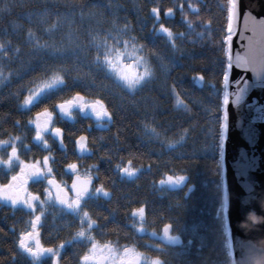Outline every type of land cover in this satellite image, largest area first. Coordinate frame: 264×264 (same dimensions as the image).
I'll return each mask as SVG.
<instances>
[{
	"label": "trees",
	"instance_id": "obj_1",
	"mask_svg": "<svg viewBox=\"0 0 264 264\" xmlns=\"http://www.w3.org/2000/svg\"><path fill=\"white\" fill-rule=\"evenodd\" d=\"M0 7V140L29 137L37 113L55 111L76 93L85 103L102 101L111 115L107 129L89 132L83 118L76 128L89 148L79 166L110 193L107 209L99 199L103 215L91 214L104 229L93 235L143 254L142 264H233L218 146L230 0H0ZM102 40L142 57L152 78L127 89L97 63ZM55 75L67 86L24 103ZM122 168L139 171L128 176ZM180 175L185 182L170 190L168 177ZM141 207L142 232L133 215ZM165 225L179 243L164 239ZM6 239L0 228V246ZM69 239L63 231L61 240Z\"/></svg>",
	"mask_w": 264,
	"mask_h": 264
},
{
	"label": "snow or ice",
	"instance_id": "obj_2",
	"mask_svg": "<svg viewBox=\"0 0 264 264\" xmlns=\"http://www.w3.org/2000/svg\"><path fill=\"white\" fill-rule=\"evenodd\" d=\"M233 6H235V0H233ZM4 8L0 7V11H3ZM154 13L159 12L158 9L152 10ZM173 13V9L169 8L167 10V14L171 15ZM231 15L229 16V23H228V35L225 37V41L229 44V62L227 64V70L223 73V80L225 85H227L229 81V71L232 68V61H231V40L233 38V31H232V24H231ZM161 31L167 33L169 38L173 36L172 32L161 25ZM31 35V33H30ZM95 40V38H94ZM123 45L127 47L128 41H122ZM175 46V45H174ZM3 47V45H0ZM96 47L98 49L96 61L98 64L104 65L109 69H112L116 72V75L119 77L120 80L123 81L124 85L129 90H136L138 87L143 86L149 79L152 78L153 72L149 68L147 64H145L144 71H126L125 69L131 68L130 65L124 64L123 61V53L119 51L118 48L115 46H109L107 40H102L96 43ZM143 47V46H141ZM105 49V54L101 59V55L99 49ZM115 52V56L111 53ZM143 60V58H140ZM238 61L240 60L237 57ZM245 63H252V71L259 76L262 80H264V61L256 64L254 61L245 60ZM203 79V77H201ZM57 85H66V82L63 76L55 75L52 79L43 84L42 87H39L33 91H31L30 95L26 97L24 103L26 105L32 104L34 101H37L41 95L45 93L46 89H51ZM77 99L75 100H67L63 103L55 105L54 107L59 109V113L67 116L72 115V109L74 107H79L81 111L84 110L85 105L79 104L80 93H76ZM227 93H225V102H227ZM239 99V97H238ZM177 103H182V101L177 100ZM97 104L100 105L97 108ZM92 111L95 112L97 117L109 116L111 118L110 113L106 111L103 107L102 101H97L96 104L91 106ZM38 119L34 121L36 135L34 137L37 141H42L44 148H49L50 146L47 143V140L44 137V134L51 130L53 135H56L60 138V144L63 146V139H62V130L59 128H51V124L53 123L54 113L49 111V109L45 108L42 113L36 114ZM44 117L43 122L40 121L39 117ZM225 121H227V115H225ZM228 127L227 123H224L221 126L220 134H219V147L221 149V155L223 154V140H224V130ZM155 132V129H152ZM16 139H19L17 137ZM85 138L81 137L77 143L79 144L80 152L89 151L86 145L82 142ZM183 139V137H181ZM0 143H7V142H0ZM172 142H170L171 144ZM175 143H179L176 141ZM27 147V146H25ZM49 156H44L42 160H37L33 163H27L25 161H21L18 155V150L15 146H12L11 153L8 155L7 160L0 159V163L7 165L10 169L13 167L14 161H19V168L20 172L17 175L11 176V183L7 185H0V197L10 200L11 203L15 206L17 204H23L28 209H31L32 212L30 215L33 217L30 219L29 224L32 231H24L20 234L19 239V246L26 251L31 257L33 264H39L42 257L46 254H50L51 256L56 258V264H59V257L61 255V250L65 248L66 245L73 244L77 238H80L82 243L88 248L85 254L80 258L82 264H141L143 254L134 252L132 248L128 246H124L121 250L118 244H113L111 242H107L101 244L99 241L96 240L95 236L91 234L93 230V225L97 229L103 233L104 229L103 226L98 224L96 221L91 220L89 213L84 211V208L89 199L95 197L98 193L103 192L104 196L107 197L110 195L107 191L103 189V186L93 189L92 186V178L90 174L87 178H82L80 175H76L75 179H73L71 184V192L74 193V196L69 194V189L65 186L62 187L61 184L55 180L53 177L54 169L50 164ZM73 174L78 172V166L76 164H70L67 166ZM94 167V166H93ZM119 167V166H117ZM139 170L131 169V168H122L121 172L128 176L135 175ZM186 180V177L183 175L180 176H169L168 181L173 184L174 186L182 185ZM29 181H33L38 184L45 183L47 187L44 188V195L46 199H41L38 193H30L28 192L27 185ZM55 189V194L53 195L52 189ZM39 201V204L36 202ZM49 201H54L56 204L61 206L62 211H66L67 213H71L72 219H78L81 225L79 231L75 233L73 237H71L67 241H62L58 247L52 248H44L39 244L35 247L29 245L28 240L34 236H38L39 233L37 230L39 227H42V217L44 212L46 211L45 205ZM39 211L40 214L36 215L35 212ZM133 215H138L141 219V227L138 231H143L142 222L145 217V208L141 207L136 210ZM71 220L68 221V225H71ZM87 222V228L85 229L83 225ZM170 225H165L163 230L164 239L171 243H179L180 238L179 236H171L169 235ZM156 233L153 232V235ZM151 264H164L162 260L156 258L151 262Z\"/></svg>",
	"mask_w": 264,
	"mask_h": 264
},
{
	"label": "water",
	"instance_id": "obj_3",
	"mask_svg": "<svg viewBox=\"0 0 264 264\" xmlns=\"http://www.w3.org/2000/svg\"><path fill=\"white\" fill-rule=\"evenodd\" d=\"M230 15L233 66L223 100L228 125L221 155L223 213L233 264H264V80L245 63L264 61V0H235V6L230 0ZM90 112L88 106L84 114ZM177 188L169 183L170 190Z\"/></svg>",
	"mask_w": 264,
	"mask_h": 264
},
{
	"label": "flooded vegetation",
	"instance_id": "obj_4",
	"mask_svg": "<svg viewBox=\"0 0 264 264\" xmlns=\"http://www.w3.org/2000/svg\"><path fill=\"white\" fill-rule=\"evenodd\" d=\"M75 100V99H71ZM79 104L87 106V103L82 100L79 101ZM99 108V106H97ZM54 113L53 123L51 128H59L62 130V139L63 146L60 144V139L55 137L51 130L44 134L45 139L47 140L49 148H44L42 141H37L34 139L36 135L35 123L38 119L37 116L29 122L31 135L24 136L21 139H16L13 135L1 139L0 142V159L7 160L8 155L11 153L12 146H15L18 150V155L21 161L27 163H33L37 160H42L44 156H49L52 158L50 164L54 169V175L52 178L57 180L62 187H67L69 189V194L74 196V193L71 192V184L76 175H80L82 178H87L89 175L86 173L83 168L79 166L78 159L85 152H80L79 144L77 141L81 137L85 139L82 141L87 145L86 135L79 136L77 133L78 118H83L86 120V129L89 132L95 130H106L108 124L110 123L109 116L97 117L95 112H91L87 115L83 114V111L79 107H74L72 109V115L67 116L58 112L57 108ZM40 121L43 122L44 117H39ZM106 128V129H104ZM27 146V147H25ZM89 150V148H87ZM91 155V154H90ZM76 164L78 166V172L73 174L72 171L68 169V165ZM20 172L19 161L13 162V167L10 169L7 165L0 163V185H7L11 183V176L17 175ZM91 172L92 178V188L101 187L99 179L93 178L94 175ZM47 187L46 182L42 184L29 181L27 185L28 192L38 193L41 199H46L44 195V188ZM53 195L55 194V189H52ZM107 191V190H105ZM99 199H103L105 208L107 209L108 205V196L105 197L103 192L98 193L95 197L88 200L84 211L89 213L91 220H93L91 214L100 215L101 208L99 205ZM39 204V201L36 202ZM46 211L42 217V227H39L37 230L39 235L29 238L28 243L30 246L35 247L37 241L44 248L58 247L62 242L61 233H70V238L79 231L81 225L78 219H72L71 213L61 210V206L56 204L54 201H49L45 205ZM32 212L31 209H28L23 204L13 205L10 200H6L0 197V228L7 232L6 243L4 247L0 246V264H33L32 257L24 251L19 246L20 234L24 231H32L30 228L29 221L33 217L30 215ZM36 215H39L40 212L36 211ZM72 221L71 225H68V221ZM94 221V220H93ZM64 224V225H63ZM87 228V222L83 225ZM97 228L93 225V230L91 234L93 235L94 231ZM97 241L101 244L107 243L108 241H101L95 237ZM115 245V244H114ZM124 246H120L121 250ZM88 248L82 243L80 238H77L73 244L66 245L64 249L61 250V255L59 257V264H82L81 257L85 254ZM136 252L135 250H133ZM143 262L141 261V264ZM39 264H56V258L50 254H46L41 258Z\"/></svg>",
	"mask_w": 264,
	"mask_h": 264
},
{
	"label": "rangeland",
	"instance_id": "obj_5",
	"mask_svg": "<svg viewBox=\"0 0 264 264\" xmlns=\"http://www.w3.org/2000/svg\"><path fill=\"white\" fill-rule=\"evenodd\" d=\"M126 52L128 54L132 53L131 50H127ZM123 61H124V64H127V65L131 66V68L125 69L126 71H138V72H141V73L144 71L145 64L142 62V60H140V56L138 54H137V56H136V54L134 56L123 55ZM111 71L114 74V76L117 78V80L120 81L124 85L123 81L120 80L119 77L116 75V72L114 70H112V69H111ZM143 261H144V259L142 258V262Z\"/></svg>",
	"mask_w": 264,
	"mask_h": 264
}]
</instances>
